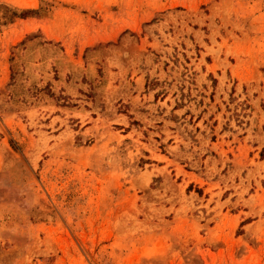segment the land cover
I'll use <instances>...</instances> for the list:
<instances>
[{
	"label": "rangeland",
	"instance_id": "374dc122",
	"mask_svg": "<svg viewBox=\"0 0 264 264\" xmlns=\"http://www.w3.org/2000/svg\"><path fill=\"white\" fill-rule=\"evenodd\" d=\"M0 264H264V0H0Z\"/></svg>",
	"mask_w": 264,
	"mask_h": 264
}]
</instances>
